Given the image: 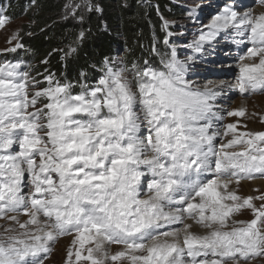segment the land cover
<instances>
[{"label":"snow or ice","instance_id":"6c2138e0","mask_svg":"<svg viewBox=\"0 0 264 264\" xmlns=\"http://www.w3.org/2000/svg\"><path fill=\"white\" fill-rule=\"evenodd\" d=\"M229 27L248 33L251 47L242 59L258 58L240 67L239 90L264 89V15L238 19L237 12L225 9L200 41H210ZM166 68L167 72L148 69L137 74L139 103L149 125V133L141 138L136 96L121 72L110 69L100 86L79 95H72L70 86L58 81L53 86L49 76V86L29 99L27 73L21 74L15 64L0 65V177L4 178L0 216L23 210L30 217L19 225L29 239L11 237L7 245L0 243V264H43L37 257L50 251L48 243L73 233V244L79 245L76 264L82 260L105 264L109 259L105 243L123 245L125 250L110 259H127L130 264H177L175 256L185 250L194 264L199 255L213 257L199 264H239L264 254V204L256 208L252 197L228 191L233 179L239 184L256 174L264 176V132L235 135L217 149L214 135L208 132L211 125L197 126L212 112V94L194 90L175 58ZM41 96L48 101L47 111L28 112ZM105 109L107 115H101ZM230 115L242 117L245 112ZM236 127L227 125L233 133ZM41 130H46L47 139L39 134ZM14 143L20 148L17 155L7 152ZM237 146L242 150H234ZM141 165L158 177L149 185L148 199L139 198ZM25 171L32 186L30 198L21 195ZM213 171L215 178H201ZM177 202L184 207L175 213L165 211ZM244 208L252 210L254 219L233 220L231 230H226L230 218ZM178 213H187L188 219L210 231L197 235L189 231L192 225L185 224L183 247L179 232L155 231L161 221L181 222ZM41 216L48 222H42ZM30 226H36V232L27 231ZM86 244L94 247L84 255ZM72 256L70 251L67 264H72Z\"/></svg>","mask_w":264,"mask_h":264},{"label":"trees","instance_id":"16d2710c","mask_svg":"<svg viewBox=\"0 0 264 264\" xmlns=\"http://www.w3.org/2000/svg\"><path fill=\"white\" fill-rule=\"evenodd\" d=\"M8 2V17L26 16L29 21L23 26L22 56L35 80L52 75L54 82L75 83V90L80 83L99 80L105 60L120 57L128 71L157 66L159 56H169L163 45L164 23L185 20L178 0Z\"/></svg>","mask_w":264,"mask_h":264},{"label":"rangeland","instance_id":"374dc122","mask_svg":"<svg viewBox=\"0 0 264 264\" xmlns=\"http://www.w3.org/2000/svg\"><path fill=\"white\" fill-rule=\"evenodd\" d=\"M252 4L250 7L252 10L255 9L257 6H264V2H260L259 0H249ZM228 0H178V5L179 6H184L188 9H194L198 13L201 14L202 19L198 20L197 17L195 16H185V20H175L173 23H176V29L174 32L175 37L179 40L180 38L182 39L179 42V48H176V54L178 57H176V61L181 63L184 67V73L189 72V74H184L185 80L188 82L189 85L194 90H198L200 92H204V85L205 84H212L213 81H219L223 80L222 82L226 83L228 82L229 79H237L238 75H240V67L239 64L244 61L242 59L243 56L246 55V53L241 54L240 61L236 64H230L229 60L227 57V53L231 52L232 50L229 49L230 46H225V48H216L215 45H207L205 46V43L202 42V46L197 47V45L200 44V37L202 34H207L209 32L210 26L215 19L217 15H221V10L222 7L227 3ZM237 3V2H236ZM240 5V4H238ZM245 6L241 7V9H244ZM260 8V7H259ZM257 9V8H256ZM193 15V12L190 13ZM256 17V16H252ZM0 20H3V26H0V56H5L13 51L16 47H19L20 49H23L21 40L24 38L22 36V31H23V26L28 25L29 21L26 18V16H22L18 19H12L8 20L2 13H0ZM220 32V31H218ZM216 33L214 39L216 37H221L222 42L225 41L226 39H223L226 35L218 36L219 33ZM246 34V33H245ZM26 36L30 37L31 34L27 33ZM245 36V35H244ZM227 38V36L225 37ZM186 49H183V48ZM248 49V47H247ZM206 50V51H204ZM219 51L221 53L217 63L213 65L214 67H210L207 65L205 61H207V58L209 61L215 58V54L211 56L212 51ZM203 51L205 53H203ZM197 52L199 55L205 57V58H196L195 53ZM214 53V52H213ZM233 54V52H232ZM193 61V63H190L189 61ZM257 60V59H256ZM255 61V60H252ZM188 63V66L187 64ZM186 65L187 67H185ZM224 66V73H219V69H221V66ZM123 66V63H118V68L111 67V70L113 72H121L122 73V80L128 84L130 87L131 91L135 94L136 96V104L134 106V111H136L137 116L139 117L138 123H139V131L137 133L138 136L141 138L145 137L148 134V127L145 123V120L141 116V109L139 107V100L138 97L140 96L139 93V87L133 86L132 80H131V75L128 74L124 68L119 67ZM207 67H210L208 70ZM213 68V69H211ZM207 69V70H206ZM215 71V72H214ZM216 73V74H215ZM229 73H233L230 75ZM220 74V75H218ZM36 75V74H35ZM34 75V76H35ZM54 81V80H53ZM147 81V79H145ZM44 84H39L38 86H33L32 89H29L28 86V92H29V99H31L35 92L41 91L43 89H46L48 85L47 79L44 81ZM239 84V79H237L236 86ZM30 85V84H29ZM55 86V83L53 84ZM95 89V88H94ZM230 99V100H229ZM226 100H229V103L226 105V110L224 111L223 115L219 120L213 117V122L217 124L218 128V133L219 136L216 138V145L215 147L219 149L222 145L230 142L231 139L235 135H240L243 133H255V132H264V89H261L259 92L253 93L247 91L246 93L241 92L239 90V87L236 89V92H233L230 98H226ZM248 101L250 104L248 106V110L244 111L245 115L244 116H233L230 115V113L235 112V111H241L236 109V105H238L241 101ZM220 101V100H219ZM48 103L47 99H45L43 96H41L38 99V102L35 107H30L28 109V112L34 113L37 112V110H43L44 112L47 111V109L44 107ZM250 114V115H249ZM102 115V114H101ZM249 119V120H248ZM249 121V122H248ZM43 123H46V118L42 119ZM248 122V123H247ZM257 122V124H256ZM229 124H235L236 131L235 133L229 132L227 129V125ZM227 133V135H225ZM41 136H43L45 139H47L46 135V130H41L39 133ZM243 138V137H242ZM243 146H237L234 150H242ZM10 148H15V152L20 151L19 145L17 143H14ZM233 149H230L231 151ZM14 155V154H13ZM37 163H39V160L37 159ZM23 167L26 168V165H22ZM215 174V172H213ZM216 175V174H215ZM215 175H213L215 177ZM55 178V174H53ZM262 175L256 174L255 178L253 179H242L240 182H248V181H253V180H264V176L259 177ZM2 180L4 179L3 177ZM212 178V177H211ZM235 181V179H233ZM239 182V183H240ZM241 186V185H238ZM250 186H253L252 182L250 183ZM147 188V189H146ZM149 190V184L143 189V193L141 195L140 199H148L149 196L151 195ZM257 191V192H256ZM32 192V186L30 182V176L27 171H25L24 176L21 181V195L30 198ZM255 193V195H254ZM238 195H240L242 198H248L252 197L253 204L256 208H260L262 204H264V200L262 199H256L257 197H264V191L262 189H255L251 194H248L246 192L239 193L237 192ZM27 195V196H26ZM251 195V196H250ZM255 196V197H254ZM184 205H182L180 208L182 209ZM165 211H174L178 209L177 203L176 205H168ZM12 217H15V220L12 219ZM29 216L25 215L23 210L17 211V212H9L7 215L0 216V243H4L7 245L8 243L11 242V237H17L19 239H29L24 235L26 229L20 228V224H25L29 220ZM254 219V215L251 209L244 208L242 209L238 214H234L228 224L229 227L226 230H231L232 221L233 220H240V221H251ZM40 220L42 222H48L46 217L41 216ZM182 222V221H181ZM242 225H236V227H240ZM183 225H180L178 223H172L169 224L168 227H165L164 231L168 232H173V230H177V228H182ZM27 231L30 232H36V229L34 226H30ZM162 233V232H161ZM75 236V234L71 235H64L58 237L54 241H50L48 243V247L50 249L49 252L47 253H41L39 259L43 258V264H67V258L68 254L71 251L73 253L72 256V264H76V259H75V251L78 250L79 245L73 244V241L76 239L68 240V241H63V239L67 237H72ZM164 237H161L163 239ZM29 242H31L29 240ZM69 242V243H68ZM115 248L114 254H109V264H130V261L125 259L119 262H113L110 259L111 255H115L120 251H124V246L119 245V244H110ZM89 247H94V244H86L85 249L83 250V254L87 255V249ZM117 247V248H116ZM136 255H146L147 253H135ZM94 255H99L98 253H94ZM175 255V254H174ZM188 257V262L191 263L192 257ZM190 258V259H189ZM213 257L208 256L207 259L211 260ZM200 261H203L202 255L198 256V260H196L197 264H199ZM80 264H90L89 261L82 260L80 261ZM239 264H264V254H261L255 258L249 259L247 261H239Z\"/></svg>","mask_w":264,"mask_h":264},{"label":"bare ground","instance_id":"6f19581e","mask_svg":"<svg viewBox=\"0 0 264 264\" xmlns=\"http://www.w3.org/2000/svg\"><path fill=\"white\" fill-rule=\"evenodd\" d=\"M219 1H221V0H219ZM252 3L249 0H228V2L225 3L224 7L222 8L221 13L223 14L225 9H228V10H231V11H235L238 14V19L239 18H243L245 16H253L254 15V16L258 17L260 15H264V6L263 7L257 6L256 7L257 9L255 8V9L252 10L251 8H253V7H250V5ZM238 4H240V5H238ZM243 6H245V8L241 9V7H243ZM220 33L222 35H226L227 36V41H223L222 42L221 37L220 38L216 37L215 40L204 41L205 46H207V45H215L216 48L220 49V48H225V46H227V45L228 46L236 45L237 47H241L242 49L244 48V40H243V38H244V35H245L246 32H243V30L236 29L234 27H229L227 29L220 30ZM199 45L202 46V42H200ZM232 52H233V54H232ZM203 53H205V52H203ZM220 55H221V53L219 51H217L216 55H215V58L210 61L212 66L215 64V62L217 63ZM227 55L229 56V57H227L228 60H229V63L230 64H234L235 66L241 59V57H240L241 54L240 53L236 54L235 53V49H232V51L227 53ZM189 62L193 63V61H191V59H190ZM256 62H258V58L255 61L244 60L243 62H241L239 64V67H241L242 64L256 63ZM186 64L188 66V63H186ZM210 67H207V69L209 70ZM220 68H221V69H219L220 72L222 70H224V66H221ZM222 81L223 80L213 81L212 84L208 83V84L204 85V87H203L204 88V92L212 94V98L210 99V104L212 105V112L209 114V117H208L207 121L201 120V121H199L197 123V126H204L205 123L211 125L209 127V129H208V132H209L210 135H214V137H215L214 140H213V144L214 145H216V140H217L216 138H218L217 136H219V133H218L217 124H215V122H213V117L216 118L217 120H219L221 118V116L223 115L224 111L226 110V105L229 103V100H230V99L226 100V98H230L231 95L233 94V92H236V89L238 88V86H236L237 79H235V80L229 79L228 82H226V83H224ZM249 104L250 103L248 101L244 100V101H241L235 107H236L237 110H243V111L246 110L247 111ZM256 124H257V122H256ZM211 159H213V157ZM207 174L210 176L211 173L208 172ZM213 175H215V174L213 173ZM212 178H215V177L213 176ZM251 182H252L253 186H250ZM251 182L250 181H248V182H240L239 184H237V183H235V181H233L232 183L229 184L228 191L235 190L236 192H239V193H242V194L244 192H246L248 194H251L255 189H262L264 191V180H253ZM238 185H241V186H238ZM148 192H149V190H148ZM254 195H255V193H254ZM176 200L179 201L180 199H176ZM177 203H179V202H177ZM180 207H181V204L178 205L179 209H181ZM169 211H170V209H169ZM171 212L175 213L176 210L171 211ZM178 214L182 216V222H176V223H178L179 225L181 223V225H183V227L182 228H177V230H173V232H179V239H178L179 246L183 247L184 232L182 231V229L184 228L185 224L192 225V227L189 229V231L194 233V234H197V235H206L210 231L209 229L202 228L199 225H197L194 220L188 219L187 218V213H178ZM169 224H172V223H165L164 221L160 222V226L161 227H163V225L169 226ZM34 228L36 229V226H34ZM75 237L76 236L67 237V238L63 239L62 242L63 241H68V240L71 241V239H74ZM165 239L168 240L169 242H172V240L174 238L173 237H168V238L164 237L161 240L163 241ZM104 247H105V250L108 252V255L109 254H114L113 252H115V248L113 246H111L108 243H105ZM175 259L177 260V264H193L192 261H191V263L188 262V257H187V254H186V250H185V253L183 255L175 256ZM105 264H109L108 259L105 261Z\"/></svg>","mask_w":264,"mask_h":264}]
</instances>
